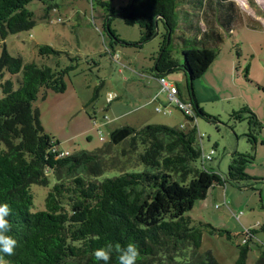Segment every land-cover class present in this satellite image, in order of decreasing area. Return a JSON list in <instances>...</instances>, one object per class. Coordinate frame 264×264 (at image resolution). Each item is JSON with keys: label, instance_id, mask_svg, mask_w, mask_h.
<instances>
[{"label": "trees", "instance_id": "16d2710c", "mask_svg": "<svg viewBox=\"0 0 264 264\" xmlns=\"http://www.w3.org/2000/svg\"><path fill=\"white\" fill-rule=\"evenodd\" d=\"M31 1L0 0L1 40L8 33L33 27L34 16L27 9ZM36 1L43 5L44 18L58 7L56 0ZM89 1L92 8L96 5L103 9L102 28L113 39L111 48L113 43L141 46L158 35L159 24L162 25L159 35L163 39L151 74L162 89L159 80L165 81L166 73L184 72L187 100L180 98L178 87L173 86L177 99L191 111L187 115L176 108L191 124L183 128L154 123L139 128L120 125L112 128L109 141L95 150L66 154L44 132L38 111L31 106L38 95L44 99L47 91H65L64 76L72 66L57 69L25 64L2 44L0 203L10 206L8 234L18 242L15 254L5 259L10 264H103L95 259V249L107 242L122 247L133 242L140 252L136 264H219L210 250H199L203 225L193 224L185 213L215 185L241 188V181L249 179L252 183L246 186L255 189L254 183L259 179L246 172V165L255 159L254 146L263 125L247 105L230 112L232 120L246 121L244 136L252 145L251 150L232 151L223 174L208 170L205 165L212 160L213 150L203 153L202 134L197 131L195 118H215L197 102L192 83L213 62L216 46L222 41L220 30H231V22L239 14L238 6L233 0H128L118 7L109 0ZM178 12L184 17L182 25ZM114 17L129 26L137 24L139 40L130 43L121 39L111 28ZM172 47L180 49L182 62L173 58ZM37 49L41 56L58 54L48 45ZM17 74L15 85L11 77ZM157 108L163 113L166 106ZM260 143L264 144V140ZM111 171L116 174L105 176ZM49 175L53 182L46 191L43 208L31 211L34 196L30 188L33 184L48 186ZM223 203L226 206L224 200ZM258 226L264 231V224L258 223L242 230L241 243L236 244L238 258L233 264H245ZM204 227L210 234L231 238L228 230H216L209 223ZM261 252L258 264L264 261V246ZM108 264H118L115 252Z\"/></svg>", "mask_w": 264, "mask_h": 264}, {"label": "rangeland", "instance_id": "374dc122", "mask_svg": "<svg viewBox=\"0 0 264 264\" xmlns=\"http://www.w3.org/2000/svg\"><path fill=\"white\" fill-rule=\"evenodd\" d=\"M127 1L109 0L114 7ZM233 1L239 9L238 17L232 20L230 31L221 28L222 41L216 46L213 62L192 83L200 106L215 118L212 121L199 116L195 118L197 131L202 134L203 153L213 150L212 160L205 166L222 174L227 170L232 151L246 152L250 146L244 136L246 121L232 120L230 112L244 105L264 112V0ZM56 2L57 9L51 10L44 18L43 5L39 1H31L27 9L32 11L35 24L28 31L8 33L5 39H0V53L4 44L10 55L20 56L25 64L35 63L57 69L72 66L64 76L65 91H47L44 99L38 95L31 106L38 111L39 124L44 132L58 142V150L91 152L108 142L110 130L120 125L139 128L154 123L176 127L179 120L191 124L173 103H169L167 90H162L159 84L155 90L154 85L147 83L163 39L159 35L163 28L161 24L158 35L141 46L113 43L111 48L113 39L102 28L101 7L95 5L92 8L89 0ZM177 17L182 25L184 17L179 12ZM200 26L203 28L202 23ZM111 28L124 41L132 43L139 40L137 24L129 26L120 17H114ZM39 45H48L58 54L41 56L37 49ZM172 56L179 63L183 60L177 47H172ZM5 76L9 77L8 74ZM18 76L11 77L15 85ZM185 78L182 70L164 75L165 81L178 86L181 97L187 100L189 93ZM154 93L163 100L166 113L155 111L154 103H148V97ZM109 99H115L110 110ZM183 127L186 126L177 128ZM246 172L259 179L254 183L255 189L246 186L252 183L249 179L241 181V188L232 184L215 185L204 199L196 200L193 208L185 213L193 224L203 225L199 250H210L219 264H233L237 260L236 244L241 243L243 229L257 223L264 224L263 148L256 153L254 161L246 165ZM114 174L116 172L111 171L105 176ZM52 182L49 175L48 186H31L34 196L31 211L43 208L46 191ZM206 223L216 230H228L231 238L225 234L221 237L210 234L204 227ZM260 228H256L254 241L249 244L245 264H258L264 246V231Z\"/></svg>", "mask_w": 264, "mask_h": 264}, {"label": "clouds", "instance_id": "9594fccd", "mask_svg": "<svg viewBox=\"0 0 264 264\" xmlns=\"http://www.w3.org/2000/svg\"><path fill=\"white\" fill-rule=\"evenodd\" d=\"M10 214L9 204L0 203V264H10L5 257L14 255L18 245L17 240L8 234L11 231V224L7 219ZM114 252L117 255L118 264H136L140 255L137 244L133 242L123 247L118 243L107 242L104 246L95 249L93 255L97 261L108 264Z\"/></svg>", "mask_w": 264, "mask_h": 264}, {"label": "crops", "instance_id": "0c3cea01", "mask_svg": "<svg viewBox=\"0 0 264 264\" xmlns=\"http://www.w3.org/2000/svg\"><path fill=\"white\" fill-rule=\"evenodd\" d=\"M147 83H149V84H152V85H154V87H156V85H158L159 83H158V81H157V79L155 78V76H153L152 74H149V76L147 77ZM171 83V82H170ZM172 84V83H171ZM173 85V84H172ZM178 87V86H177ZM158 87H156L155 88V90L157 89ZM179 89V88H178ZM158 91H160V90H158ZM156 94H157V92H156ZM156 94L154 93V94H152L150 97H148V103L149 104H153L154 103V105H153V109H155L156 107H162V106H166L165 104H163V100H159L158 99V97L156 96ZM181 95H182V93H181V91H180V89H179V94H178V96L180 97V98H182L181 97ZM153 96V97H152ZM152 98H154V99H152ZM196 98V100H197V102L199 103V105H200V101H199V99L197 98V97H195ZM117 99V98H116ZM183 99V98H182ZM113 100H115V99H113ZM113 100L111 101V102H109V110L112 108V102H113ZM119 100H122V97H120V99ZM119 100H116L115 102H118ZM153 100H155V102H153ZM159 105H158V104ZM161 105V106H160ZM249 105V104H248ZM251 110H253V112H254V114H255V116L258 118V120L262 123V125H263V129L261 130V132H260V134H259V136H258V143H257V145L256 146H254V154H255V156H256V153L257 152H261L262 151V148L264 149V144H262V143H260V141L261 140H264V112H258L253 106H248ZM107 110V109H106ZM127 112V111H126ZM180 125H184V126H186V127H189L190 126V124H187L186 122L185 123H182V120H179L178 122H177V124H176V127H179ZM251 144H250V146H249V151L251 150ZM64 152H66V151H64ZM251 175V174H250ZM252 176V175H251ZM224 200V199H223Z\"/></svg>", "mask_w": 264, "mask_h": 264}, {"label": "built area", "instance_id": "2783aa9c", "mask_svg": "<svg viewBox=\"0 0 264 264\" xmlns=\"http://www.w3.org/2000/svg\"><path fill=\"white\" fill-rule=\"evenodd\" d=\"M162 89L163 90H167L168 94H167V100L169 102H171V104L173 103L177 108L184 110V112L189 115L190 114V108L188 107L187 104L181 102L180 100L177 99L176 94H177V89L171 84V83H167L165 82L163 79L159 80ZM167 109H164L162 112L165 113ZM157 112L160 111L159 108L156 109ZM67 154V152H66ZM209 155H206V158H209Z\"/></svg>", "mask_w": 264, "mask_h": 264}]
</instances>
